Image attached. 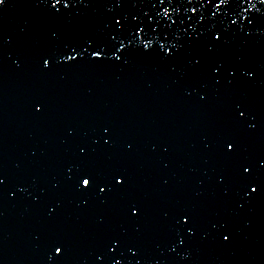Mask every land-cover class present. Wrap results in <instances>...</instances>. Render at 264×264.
Wrapping results in <instances>:
<instances>
[{"label": "water", "instance_id": "obj_1", "mask_svg": "<svg viewBox=\"0 0 264 264\" xmlns=\"http://www.w3.org/2000/svg\"><path fill=\"white\" fill-rule=\"evenodd\" d=\"M0 264H264V0H0Z\"/></svg>", "mask_w": 264, "mask_h": 264}, {"label": "snow or ice", "instance_id": "obj_2", "mask_svg": "<svg viewBox=\"0 0 264 264\" xmlns=\"http://www.w3.org/2000/svg\"><path fill=\"white\" fill-rule=\"evenodd\" d=\"M96 54H97V53H96ZM118 182H120V181L118 180ZM90 183H91V181H90L89 179H87V178H85V179L82 180V184H83L84 186H89ZM60 251H61V249H60L59 247H57V248H56V252L59 253Z\"/></svg>", "mask_w": 264, "mask_h": 264}]
</instances>
